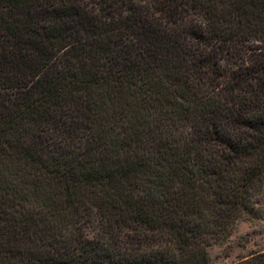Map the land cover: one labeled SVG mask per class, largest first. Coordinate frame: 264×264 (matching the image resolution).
Listing matches in <instances>:
<instances>
[{"label":"trees","instance_id":"16d2710c","mask_svg":"<svg viewBox=\"0 0 264 264\" xmlns=\"http://www.w3.org/2000/svg\"><path fill=\"white\" fill-rule=\"evenodd\" d=\"M263 191L264 0H0V264H217Z\"/></svg>","mask_w":264,"mask_h":264},{"label":"rangeland","instance_id":"374dc122","mask_svg":"<svg viewBox=\"0 0 264 264\" xmlns=\"http://www.w3.org/2000/svg\"><path fill=\"white\" fill-rule=\"evenodd\" d=\"M258 214L237 221L228 237L208 247L210 259L217 264H236L255 253L264 252V191L257 199Z\"/></svg>","mask_w":264,"mask_h":264}]
</instances>
